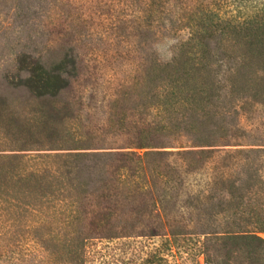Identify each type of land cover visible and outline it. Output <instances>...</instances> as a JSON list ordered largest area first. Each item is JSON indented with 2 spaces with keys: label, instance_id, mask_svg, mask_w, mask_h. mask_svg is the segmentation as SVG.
Here are the masks:
<instances>
[{
  "label": "trees",
  "instance_id": "1",
  "mask_svg": "<svg viewBox=\"0 0 264 264\" xmlns=\"http://www.w3.org/2000/svg\"><path fill=\"white\" fill-rule=\"evenodd\" d=\"M79 1L28 0L0 63V264L30 244L85 263L90 243L139 238L159 239L164 262L190 236L215 239L226 264L264 261V22L190 0H110L127 13L114 38L140 56L126 63L136 76L101 93L77 88L100 19ZM151 39L174 43L169 62Z\"/></svg>",
  "mask_w": 264,
  "mask_h": 264
},
{
  "label": "rangeland",
  "instance_id": "2",
  "mask_svg": "<svg viewBox=\"0 0 264 264\" xmlns=\"http://www.w3.org/2000/svg\"><path fill=\"white\" fill-rule=\"evenodd\" d=\"M84 7L90 9L91 12L100 18L94 17L89 23V31H91L86 40V60L93 61L86 69L85 76L81 79L77 88H89L97 86L101 93H111V89H115L122 81L136 76L135 72H131L126 67L130 59H137L140 56L138 44H130L128 39L123 36L115 37L112 28L113 18L117 16L124 17L127 13L124 11L122 15L120 9L112 8L110 0H81ZM28 0H0V63H10L15 56V37L20 25H27L28 20L20 21L18 13L21 9L23 13L28 14ZM38 5V4H36ZM36 8V6H33ZM57 8V7H55ZM204 8L216 9L220 15H240L253 17L257 16V20L264 22V0H190V11L204 10ZM117 11V12H116ZM42 17L39 25H45ZM160 42V40L158 41ZM154 39L150 40L149 54L152 58L156 53L153 45L156 44ZM174 45V43H173ZM41 51H43V48ZM133 49L136 51L134 52ZM174 50V46L172 51ZM91 74V76H89ZM101 81V83H100ZM106 115H102L105 119ZM252 121H245L246 126L251 125ZM258 123V122H257ZM256 127V123L251 128ZM261 130V129H260ZM264 131V129H263ZM256 138L251 136L246 139L244 144L255 141ZM248 142V143H247ZM178 245H174L171 254L164 255V262L154 260L155 249L161 246V241L145 240V239H118L112 241L101 240L90 243L87 251V259L84 262L76 261L71 264H226L225 253L218 251L216 240L205 236H190L182 239ZM214 245V246H212ZM30 246H26L14 258L19 262L11 260L10 264H69L63 254L66 248H62L59 257L54 261L52 257L34 252ZM14 261V262H13ZM21 262V263H20ZM151 263V262H150ZM228 264H264L263 260H253L248 263L246 256L242 252H236L231 256Z\"/></svg>",
  "mask_w": 264,
  "mask_h": 264
},
{
  "label": "clouds",
  "instance_id": "3",
  "mask_svg": "<svg viewBox=\"0 0 264 264\" xmlns=\"http://www.w3.org/2000/svg\"><path fill=\"white\" fill-rule=\"evenodd\" d=\"M173 42L166 39L153 45V49L162 62H169L173 58Z\"/></svg>",
  "mask_w": 264,
  "mask_h": 264
}]
</instances>
